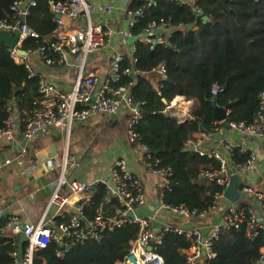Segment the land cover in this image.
<instances>
[{
  "label": "trees",
  "instance_id": "1",
  "mask_svg": "<svg viewBox=\"0 0 264 264\" xmlns=\"http://www.w3.org/2000/svg\"><path fill=\"white\" fill-rule=\"evenodd\" d=\"M15 1L18 0H0V18L10 21L16 18L9 10ZM49 1L64 2L37 0L25 18L37 37L22 40L20 50H35L47 46L53 39L56 24ZM153 1L155 4L148 6L147 0H129L126 12L139 10L143 14L135 17L131 30L134 36L146 35V29L155 24L159 30L156 36L162 41L137 42L132 54H122L121 69H130L133 73L122 75L115 86H127L138 106L140 118L133 127L137 142L160 161L159 168L169 172L163 203L171 207L183 206L196 213L208 212L214 194L223 188L215 179L201 176L200 172L215 171L219 164L213 157L190 151L184 143L199 133L212 138L215 130L223 126L224 123L214 117L212 102L228 110V123H250L254 119L258 96L264 91V0H185L182 4L179 0ZM11 51L0 41V128L7 118L8 107L20 120L21 112L41 99L38 93L40 78L30 77L25 63H17ZM46 53L58 59L50 50ZM160 65L166 70L164 80L155 71ZM152 73L156 74L154 80L150 76ZM216 85L219 89L213 94ZM177 96L195 103L187 120H179L165 112ZM22 125L19 121L18 127ZM249 156L248 150L243 152L235 146L228 159L239 170ZM237 188L239 190L241 185ZM107 192L102 183L94 186L85 216L91 217L102 202L106 209L115 207L114 200H105ZM239 203L252 207L247 196L239 199ZM6 221L7 217L0 220V229ZM137 233L135 224H127L104 233L100 241L75 244L67 252L51 241L45 248L35 250L33 264H116L128 253ZM190 246L191 241L184 236L168 232L162 236L157 252L163 264H188L185 251ZM16 250V238H3L0 264H16ZM58 252L62 253L58 255ZM212 253V258H202L201 263L253 264L255 259L262 257L264 264V230L258 229L256 235H248L245 224L240 229L220 226L218 237L213 240Z\"/></svg>",
  "mask_w": 264,
  "mask_h": 264
},
{
  "label": "built area",
  "instance_id": "2",
  "mask_svg": "<svg viewBox=\"0 0 264 264\" xmlns=\"http://www.w3.org/2000/svg\"><path fill=\"white\" fill-rule=\"evenodd\" d=\"M114 2L117 0H107ZM148 6L154 5L153 0H147ZM184 3L185 0H179ZM37 0H18L12 3L9 10L14 13L15 19L8 20L0 18V31H8L11 34L19 33V46L26 37H37L36 32L25 23L30 9L35 7ZM50 11L54 16L56 30L52 35V40L47 46L39 47L35 50L25 52V56L19 54L16 48L12 49L11 55L17 63H25L29 76L34 73L25 61L26 55H38L46 64H65L68 57H73L76 76L74 86L69 92L59 91L52 83L44 78H40L38 93L41 99L35 100L32 107L21 112L22 118L19 120L10 107L7 108V118L4 121L3 128H0V143L8 142L17 145L15 134L18 130V122L23 124L22 146L18 152L19 157L26 153V146L32 143L40 135L50 130H60L64 135L63 152L59 160H53L51 157L48 167L60 169V174L54 183V188L49 196L47 207L38 220H31L22 223L17 215H8L7 221L2 227V232H11L18 236L22 232L27 237L25 244L22 264H33L34 252L38 248H45L51 241L63 246V252H67L75 244H84L88 241H100L102 235L113 229L122 228L127 224H135L138 229L137 237L132 242L128 253L123 260L116 264H163L162 257L157 252V247L161 243L164 233H175L182 235L191 241V246L185 251L188 264H202V258L210 259L213 257V240L218 237V227L214 228L208 236H202L197 229H183L171 224H165L159 231L152 227V218L142 216L136 213L137 208L146 204V197L143 185L140 179L134 176L127 167L123 159H117L110 169L109 183L103 181H78L68 180L66 173L78 166L79 161L74 156L68 154V139L71 126L76 122H85L95 116H117L122 110H127L129 120L127 124V137L130 143L134 144L143 151V160L145 170L148 173L160 176V208L171 214L179 215L183 218H190L196 214L205 215L207 212L196 213L183 206L171 207L163 203L162 196L165 188L169 184L168 170L159 168L160 161L151 156L146 147L137 142L138 136L133 127L140 118L138 106L134 103L128 87L115 84L122 75L133 73L130 69H121L123 56L114 54L109 59V68L107 76L101 79L96 72H87L86 64L88 60L101 50L106 48L110 41L115 37L110 28H103L100 25L93 24L91 11L110 13V7H94L86 0H64V2H48ZM125 28L121 30L120 37L123 44L132 54L135 43L154 44L161 42V38L156 36L159 30L155 24H151L146 29V35L134 36L131 32L135 17H141V11L126 12ZM158 30L157 33H154ZM149 34L154 37L148 36ZM131 41L130 47L128 42ZM57 54L58 59L54 60L47 56V51ZM161 80L166 79V70L164 65L155 69ZM217 85L214 86L212 93L218 91ZM258 111L250 123H228L230 128L249 138L257 139L264 137V91L258 96ZM168 104L166 110L171 107ZM165 110V111H166ZM226 114L229 112L226 109ZM175 116L177 114H174ZM179 117V118H178ZM177 118L187 120L189 113L182 112ZM221 123V122H220ZM210 135L199 133L197 137L185 141L186 148L194 147L199 155H207L217 160L219 167L215 171L200 172L201 176H206L216 180V184L223 188L222 191L214 194L213 204L209 211L220 207L221 201H226L224 192L231 182L232 175L229 172V154L234 146L226 144L227 155H221L217 151L209 150ZM207 147V150H206ZM243 152L247 151L240 148ZM250 156L247 161L239 168L236 173H243L256 168V150H248ZM15 160L18 164L22 161L20 158L0 159V172L4 166L9 165ZM104 184L107 187V197L105 200H114L115 207L106 209L105 202L100 203L95 213L91 217L85 216V208L89 203L91 192L97 184ZM62 186L71 195L81 196V200L70 207L69 199L63 195ZM114 186L115 189H112ZM242 194L247 198H253L257 202V210L254 207H243L239 200L226 201L224 211V225L227 228L240 229L243 224L246 226L248 235H256L258 229L264 230V191L256 187L244 186ZM55 208L56 212L49 215V210ZM129 212L134 213L131 218ZM3 213L0 211V218ZM59 219V221L56 220ZM5 238L0 235V241ZM13 239V238H10ZM17 252V250H16ZM62 252H58L60 255ZM16 259V253H14ZM17 264V263H16ZM253 264H263L262 257L255 259Z\"/></svg>",
  "mask_w": 264,
  "mask_h": 264
},
{
  "label": "crops",
  "instance_id": "3",
  "mask_svg": "<svg viewBox=\"0 0 264 264\" xmlns=\"http://www.w3.org/2000/svg\"><path fill=\"white\" fill-rule=\"evenodd\" d=\"M94 7H110V13L91 11L93 24L103 28H110L115 37L108 46L98 54L91 57L86 64L87 72H96L101 79L107 76L109 59L114 54H127V46L122 43L120 32L125 28L126 5L129 0H86ZM131 41L128 42L130 47ZM25 61L31 67L34 75L44 78L52 83L59 91L69 92L73 86L76 76V68L73 57H68V62L59 64H46L38 55H26ZM152 80L156 74L152 73ZM171 103V102H170ZM194 101H186L182 96L172 100L171 107L165 112L170 116H180L182 112L190 113L194 108ZM179 118V117H178ZM129 115L127 110H122L117 116H95L85 122L72 124L68 139V154L79 161L78 166L70 169L65 175L68 180L78 181H106L110 180V169L117 159H123L128 170L138 177L143 185L146 197V204L137 208L136 213L142 216H150L152 227L159 231L165 224H171L183 229H197L202 236H208L214 228L224 226V211L227 202L221 201L220 207L208 211L203 216H192L183 218L171 214L160 208V176L146 172L143 151L130 143L127 137V124ZM223 125V124H222ZM22 130L20 126L15 134L17 145L8 142L0 143V159L20 158L22 163L15 160L3 167L0 172V211L4 217L15 214L22 223L31 220H38L47 207L49 196L54 188V183L60 174V169L50 170L48 167V156L52 153L51 147H55L53 160H59L63 152L64 135L60 130H50L40 135L32 144L26 146V153L19 157L18 152L22 146ZM213 137H210L209 150L217 151L222 156L227 154L226 144L243 148L245 150H256V168L239 173L238 190L240 199L246 198L242 194L244 186L256 187L264 191V137L257 139L249 138L238 133L229 127L222 126L215 130ZM198 134H194V138ZM207 150V147H206ZM62 193L70 201V207L81 200V196L71 195L66 186H62ZM255 210L257 207L249 198ZM257 203V202H256ZM7 210V211H6ZM56 212L55 208L49 210V215ZM0 235L5 238L17 239L11 232H2Z\"/></svg>",
  "mask_w": 264,
  "mask_h": 264
},
{
  "label": "water",
  "instance_id": "4",
  "mask_svg": "<svg viewBox=\"0 0 264 264\" xmlns=\"http://www.w3.org/2000/svg\"><path fill=\"white\" fill-rule=\"evenodd\" d=\"M224 1V0H223ZM56 18L57 15H54ZM203 19L206 20V17ZM189 27V26H188ZM158 30H155L154 33H157ZM0 41L3 42L9 49L16 48L20 55L25 56V52L23 50L19 49V33L16 32L15 34H11L8 31H0ZM16 90V89H15ZM212 105L214 106V117L218 122L224 123V128L229 129V124L226 122L228 115L226 114V108H221L215 105L214 102H212ZM52 153L48 156V158L53 157L55 154V147H51ZM190 151H195L194 147H191L189 149ZM56 153V152H55ZM229 172L232 175L231 182L229 186L226 188L224 192V198L226 201H236L241 198V195L239 194L237 190V185L239 182L238 174L236 173V169L233 167L232 164H229ZM112 189H115L114 186H112ZM252 202L257 207L258 204L256 203L255 199L252 198ZM7 211V210H6ZM131 218L134 217L133 212H129L128 214ZM27 243V237L20 232L18 235V243H17V252H16V263L22 264L23 259V253H24V246Z\"/></svg>",
  "mask_w": 264,
  "mask_h": 264
},
{
  "label": "rangeland",
  "instance_id": "5",
  "mask_svg": "<svg viewBox=\"0 0 264 264\" xmlns=\"http://www.w3.org/2000/svg\"><path fill=\"white\" fill-rule=\"evenodd\" d=\"M32 144V143H31Z\"/></svg>",
  "mask_w": 264,
  "mask_h": 264
}]
</instances>
